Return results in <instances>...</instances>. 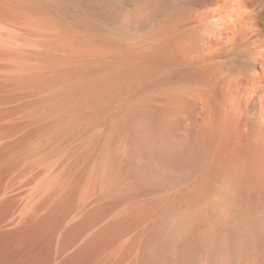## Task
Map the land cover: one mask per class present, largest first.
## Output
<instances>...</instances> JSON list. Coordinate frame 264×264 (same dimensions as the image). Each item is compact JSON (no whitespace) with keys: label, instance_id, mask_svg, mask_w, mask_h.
Returning <instances> with one entry per match:
<instances>
[{"label":"bare ground","instance_id":"bare-ground-1","mask_svg":"<svg viewBox=\"0 0 264 264\" xmlns=\"http://www.w3.org/2000/svg\"><path fill=\"white\" fill-rule=\"evenodd\" d=\"M125 6L116 52L0 0V264H144L163 193L264 189V0ZM207 229L235 247L228 219Z\"/></svg>","mask_w":264,"mask_h":264},{"label":"rangeland","instance_id":"rangeland-1","mask_svg":"<svg viewBox=\"0 0 264 264\" xmlns=\"http://www.w3.org/2000/svg\"><path fill=\"white\" fill-rule=\"evenodd\" d=\"M35 1L38 9L46 11L50 16L52 14L55 21L64 29H77L87 32L96 41H101L106 50L116 51L119 49L118 47L116 49L114 44L117 40L121 41L123 37L122 18L127 0ZM135 2L136 0H129L131 4ZM109 38L112 39L109 40ZM3 58L6 57L0 56V64L2 65L5 62V64H8L7 58ZM1 65L0 69L3 68L4 64ZM5 66L6 68L4 67L3 71H0V84L4 85L0 87V102L2 103L3 100L7 99L5 101H9L10 104V101H13L11 100L13 74L9 71L10 67ZM5 69L8 70L4 71ZM7 102L3 103L6 104ZM24 112L16 113L15 120L17 122L23 120V117L27 118ZM37 155L34 153L32 159H36ZM38 156L40 159L41 153ZM167 193L165 192L166 196L161 193L163 196L161 195L159 198L161 201L163 199L162 206L160 205L159 217L166 221L169 230L159 231V234H154L153 239L147 241L144 240L143 230L136 237L139 248H135V250H144V264H264V235H261L264 234L263 188L242 191L213 189L188 192L179 190L173 191V193L169 192L170 195ZM168 210H170L169 213H167ZM225 213L226 215L224 216ZM223 218L228 219L232 226L234 234L232 235L235 240L234 248L225 239L220 240L217 236H214L213 239H208L205 234L208 230V223L218 222ZM188 223L187 227H183L184 224ZM190 228L197 229H195V234L193 233L194 230H190ZM244 233H247L246 237L258 238L246 240Z\"/></svg>","mask_w":264,"mask_h":264},{"label":"crops","instance_id":"crops-1","mask_svg":"<svg viewBox=\"0 0 264 264\" xmlns=\"http://www.w3.org/2000/svg\"><path fill=\"white\" fill-rule=\"evenodd\" d=\"M1 105H2V104H1ZM1 105H0V106H1ZM10 105H11V104H10ZM2 106H3V105H2ZM4 106H5V109H4ZM4 106H3V107H0V111H1V112H3V111H4V112H7V111L9 110L8 108H9V107L12 108L13 105L9 106V105H6V104H5ZM6 106H7V107H6ZM2 108H3V109H2ZM1 109H2L3 111H2ZM7 109H8V110H7ZM6 110H7V111H6ZM9 111H10V110H9ZM9 111H8V112H9ZM1 112H0V118H1V116H2ZM2 120H3V119H2ZM2 120H0V125H4V128H6V127L8 128V127L10 126V123H9L10 120L8 119V120H4L3 122H1ZM4 123H6V124H4ZM7 123H8V124H7ZM1 128L4 130V128H3L2 126H1ZM1 134H3V133H0V141L2 140L0 143L3 144V143H4L3 141H5L6 144H7L8 141L10 142V140H13V137H14V136L11 137V136H10V132H8L7 134H3L4 137L6 136L5 138H7L8 141H7V139L5 140ZM7 135H8V136H7ZM1 136H2V137H1ZM9 137H11V138H9ZM9 139H10V140H9ZM14 139H15V137H14ZM9 142H8V143H9ZM6 144H5V143H4L3 145L0 144V146H1V148H0V155H3V154L5 155V154H8V152H10V148H9V146H7ZM10 144H11V143H10ZM10 144H8V145H10ZM4 145H5V146H4ZM5 147H6L7 150H6V149H5V150L3 149V148H5ZM10 147H11V145H10ZM8 148H9V149H8ZM2 150H3V152H1ZM8 150H9V151H8ZM5 152H6V153H5Z\"/></svg>","mask_w":264,"mask_h":264}]
</instances>
